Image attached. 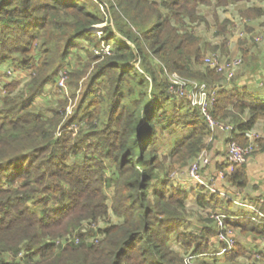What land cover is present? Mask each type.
Wrapping results in <instances>:
<instances>
[{"label":"trees","instance_id":"16d2710c","mask_svg":"<svg viewBox=\"0 0 264 264\" xmlns=\"http://www.w3.org/2000/svg\"><path fill=\"white\" fill-rule=\"evenodd\" d=\"M212 1L0 0V65L37 66L22 87L8 81L0 95V264H189L168 245L172 235L193 254L208 253L213 220L181 231L188 192L158 177L153 146L157 124L191 125L190 135L168 152L185 161L205 146L209 131L189 101L170 107L175 99L168 82L155 72L163 66L214 88L209 112L232 125L229 140L246 145L245 131L264 118V101L221 89L226 78L202 60L194 26L205 18L197 7ZM237 1L243 0L214 4ZM33 41L39 60L28 54ZM198 64L203 72L190 68ZM60 71L71 96L37 105ZM246 109L250 116L242 122L238 114ZM106 161L113 163L111 172ZM228 179L245 186V166ZM213 197L201 195L198 202L219 206ZM254 207L238 210L225 225L264 239V200ZM99 221L103 226H95ZM242 251L236 241L225 257L233 260ZM260 256L264 260V252Z\"/></svg>","mask_w":264,"mask_h":264},{"label":"crops","instance_id":"0c3cea01","mask_svg":"<svg viewBox=\"0 0 264 264\" xmlns=\"http://www.w3.org/2000/svg\"><path fill=\"white\" fill-rule=\"evenodd\" d=\"M214 1L210 5H199L197 13L204 16V20H200L194 26V31L201 37L200 46L203 52L208 51V46L214 42V46L223 55L237 56L243 58L244 63L235 66L234 74L230 79L222 81L221 89L224 90H238L244 91L251 97L264 101V53L260 52V44L264 41V25L258 24L257 20H264V13L248 21L247 25L244 23L233 24L231 21L239 20L242 16L240 11L235 6L240 2L229 3L228 5L215 6ZM257 0L244 1L247 7L256 5ZM261 0L260 2H263ZM258 2V3H260ZM264 4V3H263ZM261 6V5H256ZM232 11V17L225 14L226 11ZM223 20H228L226 26L221 28L220 23ZM261 25V26H260ZM252 27H259L262 31V42H257V36L251 29ZM215 31V40L207 37L208 30ZM211 39V42L209 41ZM209 44V45H208ZM264 47V42H263ZM258 48V49H257ZM259 51V52H258ZM193 71H202L205 69L203 65H191ZM189 83L190 89L195 88L200 83H206L204 80H198L189 76H184ZM186 103L189 99L186 96L179 97L171 103L170 107H179L180 102ZM228 108H231L229 106ZM250 113L246 109L238 114L240 121H245L249 118ZM228 119L232 120V116ZM234 121V118L233 120ZM193 126L179 125L168 126L164 124L159 133H163V140L160 142L161 153H168L174 146L177 139L187 137L190 135ZM165 131V132H164ZM231 132L220 127H215L208 131L204 141L205 146L201 149L204 155L200 156L201 150L193 159L199 157L200 161V180L189 178L187 173L184 174L181 182L182 188L188 192L185 200V219L181 226V231L189 232L191 230H200L208 224L207 219L212 211H219L226 215V218H235V213L238 210L244 212H251L250 207H245L242 204L255 206L257 201L264 200V118H258L250 129L245 131L250 144L256 145L253 148L252 154L248 160L243 164L245 166V186L242 188L235 186L228 176L236 168H240V164H226L222 162L223 155L227 149L229 137ZM159 150V149H158ZM204 196L208 201L210 197L217 195L220 201L219 206L204 203L200 205L198 196ZM213 195V196H212ZM242 203V204H241ZM236 238L237 244L243 248L233 260H227L224 254L217 253L219 241L215 234L209 239L210 249L207 254H193L191 249H185L178 241L177 235H172L168 240V245L183 254L191 264H264V260L260 254L264 252V239L256 237L251 232L242 233L239 228L232 229Z\"/></svg>","mask_w":264,"mask_h":264},{"label":"rangeland","instance_id":"374dc122","mask_svg":"<svg viewBox=\"0 0 264 264\" xmlns=\"http://www.w3.org/2000/svg\"><path fill=\"white\" fill-rule=\"evenodd\" d=\"M244 1H246V0H243L242 2H244ZM260 1L261 0H257L255 2V4L256 5H261V6H256V5L250 6L249 5L248 7L246 5L247 3H242L241 1H237V2H240V3H238V5L235 6V11H236V9L237 10L238 9H242L241 11L243 13L240 12L242 16L240 17L239 20H235V18H234L231 21V23H233V24L235 23L236 24L238 21L239 22L241 21L240 22L241 24L242 23L243 24L245 23L247 25L248 21L254 20L253 18H255L257 16H254L253 15V11L251 10V7H261V8L264 9V4H263L264 1L263 2H260ZM258 2H260V3H258ZM100 10L102 11L103 16H105L106 19H108V17H109L108 20H110V16L108 15L107 12L105 13V9L104 8H101ZM229 13H230L229 16L232 17L233 14H232V11L231 10L226 11L225 14H229ZM249 14H250V16H249ZM258 16H260V15H258ZM255 22H257V25L258 24L264 25V20H257L256 19ZM238 24L239 23H237V25ZM251 29L255 30L254 32L256 33V36H257V39H258L257 42H262V39H263L262 38V34H263V32L258 30L259 27L258 26L257 27H252L251 26ZM209 36L211 37L212 41H213V39L215 40V36H216L215 35V31H213L212 29L211 30H208L207 31V37H209ZM211 39H209L210 42H211ZM263 42L259 46L260 52L258 51L259 54L262 52V55L264 53ZM214 44L215 43L212 42V44L210 45V47L208 46L209 49H208L207 52L204 53L203 58H202L203 61H204V58L206 56L216 53L221 58H224V57H229V58H232V57H240L241 58V64L244 63L242 56H240V55H237V56H227V55H223L219 50H217L215 48ZM108 49H109L108 45H104V50L106 51ZM38 51H39V48H38V45L36 44V42L33 41L32 43H30V45H29V53L28 54H30V56L32 55V57H35L37 60H39L40 59L39 57L41 55H39ZM81 53L84 54V52L82 50H81ZM9 62H11V63H9ZM9 62L8 63L6 62L7 64H3V65L1 64L0 65V95L4 91L3 85L5 83H7L8 81L11 82V80H16V81L19 82V85L18 86L22 87V84H24L27 80H29V78H30V71L35 72V70L37 68L36 65H30V67H22V66H15V64L11 60ZM138 63H139V59L136 61V65L137 66H138ZM155 72H156V75H157V77L159 79H164V80H167L168 81V78H166L164 76L163 72H161L159 69L158 70L156 69ZM58 74H59L58 77L60 76V78H61V76H62V78H63L64 87H61V89L58 90V89H56V87H59L58 83L55 82V84L54 83H48V84H46L45 87H44L43 93L39 95V98L38 99H36V104L37 105H41V104H43V102L44 103H47V102H49V100L58 99L61 96H67V97H70L71 96L70 95V91H69V85L67 83L68 79L65 76L64 71H60ZM182 77H184V76H182ZM82 80H83V78H81L79 80V83L78 84L80 86H81ZM171 95L173 96L172 97L173 99H175V100L178 99V97H176L175 95H173V94H171ZM67 104H68V107L67 108L69 110H71L72 107H73V105H74V100L73 99H69L68 102H67ZM169 105H170V102L167 104V107H169ZM156 126H157L158 131H160V129L162 128L163 125H162V123H160V124H157ZM162 135H163V133H158L157 134V137H156L157 142L153 146V149H155L158 152V154H159L158 155V158L159 159L157 160V164L159 166L156 169V172L159 175L158 176L159 178L160 177L161 178H163V177L164 178H167L168 184L170 183L172 185H181L182 186L181 180H182L184 174L187 173V170H188L189 164L192 161L191 160L192 158L191 159H188V160H185V161H181V160H176V157L175 156H171L168 153L162 154L161 153V149L162 148L160 149V142L163 140V136ZM236 143L239 144L238 142H236ZM248 144H250V143H247L246 145H248ZM239 145H241V144H239ZM250 145H251L252 151H253V148H255L256 145H253V144H250ZM252 151H251V154H252ZM105 163H106V165L108 167V169H107L108 171L107 172H111L112 169H113V165H112L113 163L108 162V161H106ZM199 178H201V177H199ZM110 192H111V190L107 188L106 189V193L108 195H110ZM209 217H210V215H209ZM110 220L113 222V221H116V218L113 217L112 215H110ZM103 224L104 223H102L101 221H99V222L96 223L95 226H103ZM92 226L95 227L94 225L91 224V225H87L86 228L92 227ZM229 229L232 230V228H229ZM221 245H222V242H220L219 245H218V247H216V248L218 249L219 246H221ZM188 263L191 264V261H188ZM123 264H125V263H123Z\"/></svg>","mask_w":264,"mask_h":264},{"label":"built area","instance_id":"2783aa9c","mask_svg":"<svg viewBox=\"0 0 264 264\" xmlns=\"http://www.w3.org/2000/svg\"><path fill=\"white\" fill-rule=\"evenodd\" d=\"M204 63L215 71L220 72L226 79H230L234 74L235 66L241 63V58H221L218 54L214 53L206 56L204 58ZM162 72L164 76L168 78V91L175 96H186L189 99L190 105L199 109L209 130L215 127H220L228 131L232 129L231 124L213 119L209 112V108L214 101V88L207 87L204 83H200L195 88L190 89L188 87L189 83L187 80L178 73L170 72L164 66ZM57 83L60 87H64L62 76L61 78L59 76ZM251 151L252 147L250 144L242 146L233 140H229L227 149L223 155L222 162L226 164H243L247 161ZM203 155L204 151L201 150L200 156ZM199 168L200 161L198 157L197 159H193L189 164L187 170L188 177L200 180ZM242 205L245 207H250L253 211H257V209L251 205H247L245 203ZM210 218L213 220L215 225L216 239L219 242H222V245L219 246L217 253L224 254L231 250L233 245L236 243L234 232L225 225L226 215L222 214L221 212L212 211L210 213Z\"/></svg>","mask_w":264,"mask_h":264}]
</instances>
